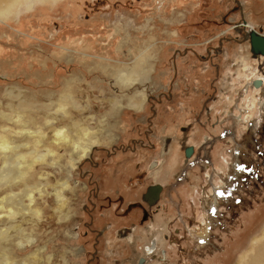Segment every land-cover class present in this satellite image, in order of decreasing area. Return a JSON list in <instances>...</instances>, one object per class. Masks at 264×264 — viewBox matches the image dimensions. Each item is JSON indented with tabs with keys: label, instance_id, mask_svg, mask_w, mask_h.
I'll use <instances>...</instances> for the list:
<instances>
[{
	"label": "rangeland",
	"instance_id": "rangeland-1",
	"mask_svg": "<svg viewBox=\"0 0 264 264\" xmlns=\"http://www.w3.org/2000/svg\"><path fill=\"white\" fill-rule=\"evenodd\" d=\"M11 3L0 264H134L152 235L161 264L237 263L264 229V0Z\"/></svg>",
	"mask_w": 264,
	"mask_h": 264
},
{
	"label": "bare ground",
	"instance_id": "bare-ground-1",
	"mask_svg": "<svg viewBox=\"0 0 264 264\" xmlns=\"http://www.w3.org/2000/svg\"><path fill=\"white\" fill-rule=\"evenodd\" d=\"M11 1L13 0H0V16H4L3 14L8 11L7 9L10 8L11 6ZM246 23L243 21V24L242 25H245ZM257 51V50H256ZM242 61H244L242 59ZM247 67V66H246ZM246 67H244L243 69H245ZM229 74L227 73V76ZM260 81V80H259ZM248 102V101H247ZM242 104H245V96L242 98ZM193 141V140H191ZM0 146L1 147H6L7 146V143H6V140L2 138H0ZM0 147V148H1ZM7 149V148H6ZM11 150V149H10ZM12 151V150H11ZM5 154V153H4ZM177 152L175 153V156L174 158L172 159V162H171V165H170V168H174L175 165L178 163L179 161V156H177ZM6 155V154H5ZM9 155V154H8ZM4 156V155H3ZM7 159V158H6ZM10 159V158H9ZM13 169V167L11 168V170ZM15 169V168H14ZM22 169V168H21ZM21 169L19 170L18 169V173L20 174L21 173ZM6 178V176H5ZM8 178V177H7ZM23 178V177H22ZM4 182V181H3ZM15 182H18V181H15ZM25 184V182H24ZM11 185V184H10ZM33 185V184H32ZM19 186V185H17ZM33 187V186H32ZM26 190V188H25ZM30 190H33V189H30ZM155 192H156V189L151 191V196H156L155 195ZM216 196V195H215ZM30 197H32V194L30 195ZM9 200V199H8ZM2 202V201H1ZM6 202V201H5ZM7 203V202H6ZM14 208V207H13ZM16 212V211H15ZM15 214V213H14ZM19 228V227H18ZM146 228V227H145ZM149 228V226L147 227ZM153 228V227H152ZM159 230L164 231L162 226L161 227H158ZM148 231V230H146ZM128 229L125 231V233L123 234V237L127 234H128ZM147 233V232H146ZM156 233V232H155ZM150 235V234H149ZM151 236V235H150ZM149 236V237H150ZM162 236V235H161ZM148 237V238H149ZM262 237V239L260 240V238ZM258 239H254L252 241V244H251V247L246 250L240 257H239V260L237 261V263L235 264H264V229H263V233H262V236ZM158 238L157 236L155 235H152L150 237V240L153 242V245L150 244V240L145 244V249L144 250H141L142 252L135 257L133 258L131 261L134 263V264H161V263H166L167 262V259H165V255L164 254H161L159 252V245L157 244V241H158ZM2 250V249H1ZM5 254V253H4ZM3 254V255H4ZM6 256V254L4 255ZM7 259V258H6Z\"/></svg>",
	"mask_w": 264,
	"mask_h": 264
},
{
	"label": "water",
	"instance_id": "water-1",
	"mask_svg": "<svg viewBox=\"0 0 264 264\" xmlns=\"http://www.w3.org/2000/svg\"><path fill=\"white\" fill-rule=\"evenodd\" d=\"M250 44L253 49L264 53V35L252 30L249 34Z\"/></svg>",
	"mask_w": 264,
	"mask_h": 264
},
{
	"label": "flooded vegetation",
	"instance_id": "flooded-vegetation-1",
	"mask_svg": "<svg viewBox=\"0 0 264 264\" xmlns=\"http://www.w3.org/2000/svg\"><path fill=\"white\" fill-rule=\"evenodd\" d=\"M246 24H247V22H245ZM242 24H243V22L242 23H239V24H237V26L236 27H238V26H242ZM248 38H249V35H248ZM249 42H250V40H249ZM250 44V43H249ZM252 50H255V49H253L252 48Z\"/></svg>",
	"mask_w": 264,
	"mask_h": 264
}]
</instances>
